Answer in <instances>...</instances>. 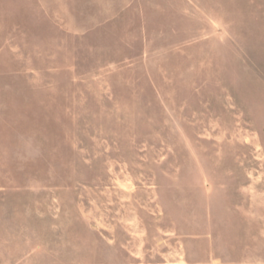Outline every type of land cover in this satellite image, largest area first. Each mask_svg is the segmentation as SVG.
Wrapping results in <instances>:
<instances>
[{
    "label": "rangeland",
    "instance_id": "374dc122",
    "mask_svg": "<svg viewBox=\"0 0 264 264\" xmlns=\"http://www.w3.org/2000/svg\"><path fill=\"white\" fill-rule=\"evenodd\" d=\"M0 264H264V0H0Z\"/></svg>",
    "mask_w": 264,
    "mask_h": 264
}]
</instances>
